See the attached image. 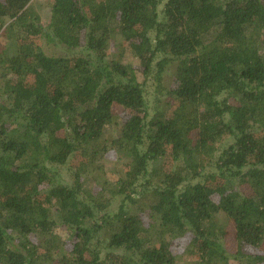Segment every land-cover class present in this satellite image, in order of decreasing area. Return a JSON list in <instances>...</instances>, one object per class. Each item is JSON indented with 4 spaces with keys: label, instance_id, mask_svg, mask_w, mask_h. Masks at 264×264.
<instances>
[{
    "label": "trees",
    "instance_id": "1",
    "mask_svg": "<svg viewBox=\"0 0 264 264\" xmlns=\"http://www.w3.org/2000/svg\"><path fill=\"white\" fill-rule=\"evenodd\" d=\"M48 1L0 0V264H264V0Z\"/></svg>",
    "mask_w": 264,
    "mask_h": 264
},
{
    "label": "rangeland",
    "instance_id": "2",
    "mask_svg": "<svg viewBox=\"0 0 264 264\" xmlns=\"http://www.w3.org/2000/svg\"><path fill=\"white\" fill-rule=\"evenodd\" d=\"M30 5L36 10V12L40 16V20L42 24H46L49 19V1L48 0H30ZM43 41H41V45L43 46ZM47 53H54L56 50L46 44L43 46ZM121 48L124 49V46L121 42L112 43L109 45L108 52L112 55H115ZM124 54L127 55V51ZM126 56V59L127 60ZM172 70V69H171ZM170 76V72L167 73V77ZM153 81H147V87L149 92L153 90L152 88ZM118 133V125H110L105 129L103 134V139L105 142L110 141L114 138ZM120 155L116 153L115 150L109 149L107 153L99 160V168L98 171H94L90 174L89 180L87 181V187L95 190H98L101 186H105L106 182L109 181H116L119 176L122 175V171L125 169L126 160L124 158H119ZM66 171V170H64ZM92 190V191H93ZM117 202L119 201V197L116 198ZM233 241V240H232ZM230 241L227 243V248L229 251L235 250V242ZM187 254H182L176 264H187V261L190 260V257H186ZM186 259V260H185Z\"/></svg>",
    "mask_w": 264,
    "mask_h": 264
}]
</instances>
